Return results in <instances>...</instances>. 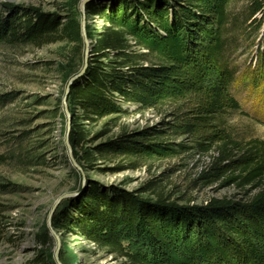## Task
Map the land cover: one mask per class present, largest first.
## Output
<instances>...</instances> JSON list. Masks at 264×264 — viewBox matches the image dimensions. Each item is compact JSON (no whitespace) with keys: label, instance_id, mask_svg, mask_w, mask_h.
<instances>
[{"label":"trees","instance_id":"obj_1","mask_svg":"<svg viewBox=\"0 0 264 264\" xmlns=\"http://www.w3.org/2000/svg\"><path fill=\"white\" fill-rule=\"evenodd\" d=\"M232 2L117 0L109 11L87 7L100 15L104 29L91 43V61L69 97L83 117L114 123L129 112L120 100L136 106L135 112L171 109L158 126L121 132L93 154L109 163L127 162L118 169H137L213 150L210 168L196 183L233 186L241 199L180 205L162 194L141 197L146 189L138 193L91 185L78 201L80 218L73 225L64 218L62 227H75L86 240L129 264H264V140L232 139L225 125L228 114L239 110L228 92L234 77L226 57ZM246 3L249 19L261 15L252 24L261 23L264 0ZM60 25L53 14L7 5L0 14V42L51 44L60 40ZM261 56L264 62V50ZM69 125V144L77 158L74 148L84 136L74 132V119ZM80 153L89 165L92 153Z\"/></svg>","mask_w":264,"mask_h":264},{"label":"rangeland","instance_id":"obj_2","mask_svg":"<svg viewBox=\"0 0 264 264\" xmlns=\"http://www.w3.org/2000/svg\"><path fill=\"white\" fill-rule=\"evenodd\" d=\"M116 2L0 0V14L11 5L35 8L61 20L60 40L54 43L0 42V264H129L86 240L75 227L61 225L64 218L71 225L80 218L77 204L91 185L138 193L146 189L141 197L154 199L162 194L180 205L241 199L233 186L196 183L210 168L216 156L213 150L137 169H118L127 162L109 163L93 154L96 146L121 132L158 126L172 113L171 109L135 112L136 106L120 100V107L129 112L114 123L105 117H83L72 105L70 88L85 72L91 61V43L104 29L100 15L86 9L92 5L97 12L109 11ZM246 4V0H233L228 9L231 46L226 57L234 70L228 92L239 110L228 114L225 125L232 139L264 140V18L252 24L261 15L249 19ZM73 119L74 132L84 136L74 148L77 158L68 139ZM83 150L92 153L89 165L81 159Z\"/></svg>","mask_w":264,"mask_h":264},{"label":"water","instance_id":"obj_3","mask_svg":"<svg viewBox=\"0 0 264 264\" xmlns=\"http://www.w3.org/2000/svg\"><path fill=\"white\" fill-rule=\"evenodd\" d=\"M82 74H83V72H81V74H80L78 77H80ZM70 152H71V151H70ZM60 200H61V199H60ZM60 200H59V201H60ZM59 201H58V203H59Z\"/></svg>","mask_w":264,"mask_h":264}]
</instances>
